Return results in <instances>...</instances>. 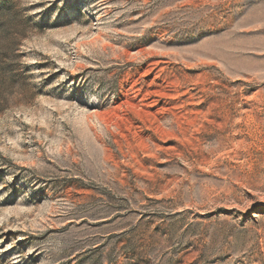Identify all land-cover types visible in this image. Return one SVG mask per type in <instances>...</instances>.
<instances>
[{"label":"rangeland","instance_id":"obj_1","mask_svg":"<svg viewBox=\"0 0 264 264\" xmlns=\"http://www.w3.org/2000/svg\"><path fill=\"white\" fill-rule=\"evenodd\" d=\"M0 264H264V0H0Z\"/></svg>","mask_w":264,"mask_h":264}]
</instances>
